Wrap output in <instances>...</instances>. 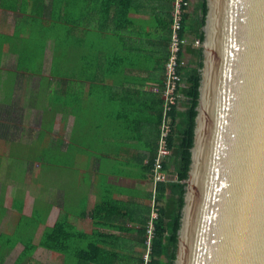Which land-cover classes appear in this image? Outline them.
I'll return each mask as SVG.
<instances>
[{"label":"crops","instance_id":"obj_1","mask_svg":"<svg viewBox=\"0 0 264 264\" xmlns=\"http://www.w3.org/2000/svg\"><path fill=\"white\" fill-rule=\"evenodd\" d=\"M34 1L44 6V17H38L37 9L38 16H33ZM189 1V15H200L199 0ZM50 2L3 0L0 5V101L17 103L34 132L11 145L32 148L41 142L44 152L41 190L33 188L18 202L11 197L13 186L0 176V206L6 210L12 202L7 215L14 222L20 218V229L37 220L33 244L42 241L44 246L22 264H76L78 260L69 255L72 251L83 262L112 261L114 255H102L100 247L111 239L98 235L118 228L138 231L149 207L147 167L151 168L162 123V98L153 87L164 80L173 0H74L75 17H67L68 0H58V17H46ZM56 21L58 46L48 45L41 75L8 82L6 70L15 67L16 54L28 47L18 45L15 38L28 26L40 35L51 31L49 25ZM189 22L185 60L191 57L188 47H197ZM67 37L73 40L68 42ZM184 100L177 108L180 112ZM63 217L68 218L72 237L53 233L47 239V232L52 233ZM15 228L10 224L8 230H0V264L20 262L30 236L15 239ZM120 236L127 245L139 242L136 233ZM58 240L69 247H46ZM132 258L134 253L119 252L116 260Z\"/></svg>","mask_w":264,"mask_h":264},{"label":"water","instance_id":"obj_2","mask_svg":"<svg viewBox=\"0 0 264 264\" xmlns=\"http://www.w3.org/2000/svg\"><path fill=\"white\" fill-rule=\"evenodd\" d=\"M174 264H264V0H207Z\"/></svg>","mask_w":264,"mask_h":264},{"label":"trees","instance_id":"obj_3","mask_svg":"<svg viewBox=\"0 0 264 264\" xmlns=\"http://www.w3.org/2000/svg\"><path fill=\"white\" fill-rule=\"evenodd\" d=\"M189 1V0H188ZM1 5V4H0ZM74 0H68L67 7V17L74 16ZM207 0H199L197 6V14L189 15V7L185 9L184 18H183V29L182 37L186 38L185 32V23L189 22V31L191 35L201 42L200 46L197 47H188L190 58L185 60L184 49L180 53V58L184 62L181 66L179 72L182 76L181 86L179 88V93L184 100V111L180 112L177 110L178 106L173 108L170 112L172 118V132L169 139V147L171 149V155L164 162V169L169 177L168 184H162L159 187V206H160V219L156 225V235L153 243V262L152 264H174L176 260L177 247H178V234L181 229V219H182V210L184 208V200L186 193V182L189 179V172L192 163V154L191 150L194 144V135H195V126H196V117H197V107L200 97V86H201V70L203 68V42L205 40V35L203 29L205 27L206 18L208 15ZM58 0H51L49 9L50 12L46 17H58L59 10ZM64 9V7H63ZM33 16H38V12H33ZM40 17V15L38 16ZM44 17V16H43ZM55 24V25H54ZM70 24H74L69 22ZM51 31H44L41 35L37 34L33 37L32 40L26 41L28 47L26 51L18 52L16 58V64L13 69L6 70L8 82L12 79L16 81L23 78H32L37 75H41L43 71V66L45 62V52L49 48L48 45H52V48H57L58 46V31H57V21L56 23L52 22L49 25ZM70 31V28L68 27ZM189 33V32H188ZM171 37V30H170ZM69 38V41H68ZM73 39L67 37V41L70 42ZM25 43V45H26ZM31 44V45H30ZM69 44V43H68ZM34 45V46H33ZM24 47V45H22ZM1 47V43H0ZM40 51L39 53L37 51ZM56 54L53 55V63L55 66ZM1 59V58H0ZM168 59V51L166 56V61ZM165 61V63H166ZM12 71V72H11ZM3 69L0 68V79ZM57 74V70L53 69V75ZM165 75V73H164ZM15 88V86H14ZM10 88H6L5 93L8 94ZM182 99V98H181ZM7 101V100H4ZM0 101V103L4 102ZM10 101V100H8ZM11 102V101H10ZM6 103V102H5ZM180 103V102H179ZM8 103L2 108L0 107V143L5 142H17L19 140V132H22V125L24 121V116L20 113V110L17 111L14 109L15 103ZM163 112H161V116ZM157 150V148H156ZM15 154V151H13ZM9 155L8 163L13 159L14 154ZM156 153V152H155ZM155 156V155H154ZM3 163L0 160V166ZM147 171L151 172V168L147 167ZM151 197V194H150ZM149 197V201H150ZM21 210V208H20ZM37 218V216H35ZM28 219V218H27ZM125 222H127L128 217H124ZM149 219V207H147L146 213L144 215L143 221L140 223L138 231L126 230L118 228V230L112 234H99L98 236H105V238L111 239V243L104 244L100 247L103 249V254L114 255L112 261H81L79 256L75 255V252H71L69 255H73L75 259L78 260L76 264H142V243L145 233V225ZM32 221L33 219H28ZM37 220H33L35 226ZM23 226V224L21 225ZM69 221L68 218H62L58 221L56 227L50 233L47 232V239L56 234L57 237L71 238L72 233L69 231ZM37 231V229H36ZM35 231V233H36ZM123 233H136V237L139 239L135 245H127L121 243V234ZM55 235V236H56ZM20 239V234L18 232V240ZM22 240V238H21ZM24 250L20 256V262L18 264L24 263L26 259H31L34 252L38 247H43V242L41 241L39 245L33 244V239L30 237L26 243L23 244ZM14 248L13 246H10ZM46 247L56 248L62 247L63 249L68 248V245L60 246L59 240L58 244H46ZM138 247L139 251H134L133 249ZM134 253V258L127 259L126 261H118V253ZM105 258V256H102ZM75 264V263H73Z\"/></svg>","mask_w":264,"mask_h":264},{"label":"built area","instance_id":"obj_4","mask_svg":"<svg viewBox=\"0 0 264 264\" xmlns=\"http://www.w3.org/2000/svg\"><path fill=\"white\" fill-rule=\"evenodd\" d=\"M188 7V0H173L171 37L168 45V59L165 63L164 80L162 85L153 87V92L159 94L162 98L163 115L157 150L149 176L151 197L149 201V219H147L145 225L142 243V264H152L153 262V243L156 235V225L160 219L159 187L162 184H168L170 181L164 169V162L171 155L169 139L172 132V118L170 112L179 105L182 98L179 93L182 80L179 70L184 62L180 58V53L188 44L187 39L182 37L184 13ZM194 44L200 46L201 42L197 40Z\"/></svg>","mask_w":264,"mask_h":264},{"label":"rangeland","instance_id":"obj_5","mask_svg":"<svg viewBox=\"0 0 264 264\" xmlns=\"http://www.w3.org/2000/svg\"><path fill=\"white\" fill-rule=\"evenodd\" d=\"M2 2L3 0H0V4ZM33 7L39 11L40 17L45 16V11L42 10L44 8L43 5H40L38 7V4L36 3V1H34ZM37 34L38 32L35 30V28L32 29L31 27L28 26L24 28L21 36H18L15 38V41L18 45H24L27 40L29 39L32 40L33 37H35ZM8 103L10 104L11 102L4 101L0 103V107L2 108L4 105H8ZM16 104L17 103H15L14 109L19 111V107ZM38 120L40 119H37V121ZM22 126H23V132H19V134H17L20 137L19 140L28 139V137L32 136V134L34 136V132H30L31 126L29 127L28 118L26 116H25V120L23 121ZM38 143L36 142L32 148L30 146L21 145V144L19 145V147H13L11 145L12 143L10 142L0 143V160L3 161V163L0 166V176L3 177L2 179H6L7 184H11L13 186L11 197L16 199V201L18 202H21L23 195L25 193L31 192L33 188L36 187L35 191L37 192L41 190V185L43 181L42 166H43L44 152H43V149L41 148V142H38ZM13 151H15V156L13 157L12 161L8 163V161L11 160L9 159V155L13 153ZM45 151L48 152V149ZM52 152H53V149H52ZM8 179H9V182H8ZM10 180H13L15 182L10 183ZM1 191H2V187L0 185V192ZM1 201H2V198H1ZM4 202H6V199H4ZM10 205H12V202H10ZM10 205L9 207L8 205H5L6 210L3 205H2L3 207L0 206V230H8L10 224H14V226L16 227L13 231L15 239L18 237V232L20 234L19 240H21L22 234H26L33 239L36 235L35 231L36 229H38V226L36 227L33 222L26 228L20 229L19 228L21 227V221L19 222L20 218L18 219L16 217V222H14L13 219L7 215L9 210L12 209V206ZM37 206L40 207L41 205L38 204ZM12 216H13V213H12ZM41 216H42V213H41ZM17 255H18V252L14 254V256H17ZM0 261H2V259H0ZM13 261L14 259L9 264H14Z\"/></svg>","mask_w":264,"mask_h":264}]
</instances>
